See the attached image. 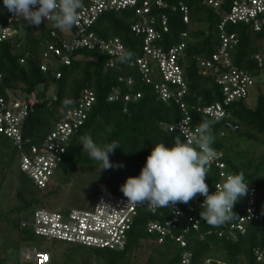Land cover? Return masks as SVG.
Masks as SVG:
<instances>
[{
	"label": "trees",
	"instance_id": "obj_1",
	"mask_svg": "<svg viewBox=\"0 0 264 264\" xmlns=\"http://www.w3.org/2000/svg\"><path fill=\"white\" fill-rule=\"evenodd\" d=\"M167 1L171 4L184 1L190 7V25L182 22L179 12L166 10L171 29L165 34L164 44L168 47L178 42L180 32L189 29L183 69L188 82V92L184 99L191 105L192 124L197 126L202 118L215 121L213 126L215 142L212 147L215 151H223V160L229 171L244 173L246 182H251L256 187L257 200L264 202V149L262 152L257 151L258 146L264 145V91L262 90L264 83L258 85L259 93L254 105H249L247 97L240 98L227 105L229 115L219 119L212 118L192 106H205L223 99L221 87L209 74L202 73L197 56H210L219 46V23L222 12L229 8L232 0H224L220 10L207 7L203 0ZM85 2L87 0H83V3ZM137 18L133 9H112L102 12L92 26L100 37L104 39L119 37L124 42L125 53L132 55L126 62H120V68L108 66L107 54L96 47L76 50L72 54L70 64L58 67V71L61 72L60 78L56 77L54 71L41 70L43 51L48 42L54 39L51 29L56 28L51 23L42 22L39 31H36L34 26L28 25L18 37L0 42V94L5 95L8 89L22 92L36 91L43 98L30 112L24 127V137L29 138L33 143L44 142L63 112L77 103L85 88L95 91L96 100L88 118L78 133L73 135L67 145L64 160L59 166L66 178L78 170L86 172L89 168L101 169L97 161L83 152V146L80 144L83 135H91L101 146L112 141L118 142L119 147L109 154L113 167L104 169L102 175L84 188L93 191V195L89 198L95 195L97 197L100 192L123 195L121 185L128 177L140 175L152 148L161 142L166 147H172L174 138L180 135L179 131L168 130V125L178 122L183 117L180 106L173 100H160L154 85L143 79L137 66L131 65L132 60L143 54L144 37L132 31V24ZM226 29L229 32H236L240 37L239 45L232 51L234 63L249 70L256 77L264 73V66L257 67V61L253 57L258 51L264 54V27L262 30L254 31L247 24L230 23ZM56 30L59 34L62 33L61 30ZM120 75L131 76L133 84L120 82ZM118 85L122 86L125 93L130 92L134 95L140 92L141 96L131 102L124 100V94L115 100H108L113 88ZM52 89L57 94L55 100L46 98ZM65 100H71L72 103L65 104ZM3 137L13 142V139L0 133V139ZM180 138L184 140L182 135ZM243 141L245 147L240 146ZM246 142L249 145H246ZM217 181H219V173L213 164L205 181L209 191ZM52 185L45 190L53 189ZM246 199L247 195L235 204L233 211L237 216L234 218L239 217L243 212L242 205ZM33 202L37 203V200L31 201ZM170 214L168 207L154 215L148 209L147 202L139 205L138 215L126 246L123 249L92 247L91 254L102 259L104 264H134L133 252L142 246V240H151L153 245L143 264H181V255L185 248L179 242L170 239L159 242L158 233L148 232L146 228L147 221L151 219L164 221L170 217ZM201 221L202 238H198L195 232L189 233L187 238L188 248L193 254L192 264H207L208 260L212 264H264V261L257 259L254 251L256 247L264 246V217L250 221L246 232L237 233L236 237L227 231L219 235L222 228L226 229V223L210 226L204 220Z\"/></svg>",
	"mask_w": 264,
	"mask_h": 264
},
{
	"label": "built area",
	"instance_id": "obj_2",
	"mask_svg": "<svg viewBox=\"0 0 264 264\" xmlns=\"http://www.w3.org/2000/svg\"><path fill=\"white\" fill-rule=\"evenodd\" d=\"M203 3L207 7L220 10L224 0H203ZM83 5L79 10L78 22L70 30L59 34L56 29H51L54 39L48 42L43 51L41 70L54 71L56 77L60 78L61 72L58 71V67L70 64L72 54L76 50L96 47L107 54L108 66L120 68V58L126 52L124 42L119 37L104 39L95 33L92 26L104 11L133 9L138 18L132 24V31L143 35L144 40L143 54L132 60L131 65L137 66L143 79L154 85L160 100H173L180 106L183 117L178 122L168 125V130L180 132L181 122L186 130H194L196 126L192 124L191 105L184 99L188 92V82L183 68L189 29L180 32L178 42L168 47L164 44L165 34L171 29L166 10L179 12L182 22L190 25V7L184 1L171 4L167 0H87ZM228 7L222 12L219 23V46L210 56H197L202 73L209 74L221 87L223 99L205 106H192L215 119L229 115L227 105L248 97L250 89L256 84L254 74L234 63L232 51L239 45L240 37L236 32H229L226 26L230 23H244L251 26L254 31L262 30L264 27V0H232ZM22 21L23 18L9 12L3 0H0V42L21 35ZM44 22L47 23V20ZM253 57L257 61V67L263 68V52L258 51ZM21 61L23 62L24 59ZM119 81L128 85L133 84V78L129 75H120ZM53 89L48 92L47 99H57ZM122 94L126 102L141 96L140 92L134 95L130 92L125 93L122 86L118 85L113 88L108 100H115ZM42 100L43 98L36 91L22 92L8 89L5 95L0 94V133L13 139L19 153V168L38 189L51 186L60 162L64 160L67 145L88 118L96 100V93L91 88H85L77 103L63 112L44 142L36 144L25 138L23 132L27 117ZM173 126H176L175 130H171ZM215 152L216 157L210 166L215 164L217 167L219 181L210 189L209 194L217 191L216 185L222 184L226 175L234 173L227 169V164L223 160V151ZM247 184L248 192L246 202L242 205L243 212L239 217L226 222V229L222 228L219 235L226 231L233 237H236L237 233L244 234L250 221L264 217V202L257 200L255 185L251 182ZM204 199V196L197 194L187 204L177 203L172 208L168 207L171 214L167 220L147 221L148 232L158 233L159 242L170 239L179 242L185 248L182 251L181 264H192L193 254L188 248V234L195 232L198 238L203 236L199 213L202 211L201 205ZM127 204L124 195L100 192L88 207H73L66 211L39 207L32 213L31 220L23 218L19 224L20 228L30 226L35 234L50 239L96 248L123 249L128 242L139 210V205ZM161 209L163 208L151 212L155 215ZM254 251L257 259L264 261V246L256 247ZM20 255L21 264H25L26 261H32L33 264H48L52 258L50 252L39 250L35 246L22 247ZM207 264L212 263L208 260Z\"/></svg>",
	"mask_w": 264,
	"mask_h": 264
},
{
	"label": "clouds",
	"instance_id": "obj_3",
	"mask_svg": "<svg viewBox=\"0 0 264 264\" xmlns=\"http://www.w3.org/2000/svg\"><path fill=\"white\" fill-rule=\"evenodd\" d=\"M3 4L9 12L30 25L38 27L47 20L61 31L76 25L79 10L84 6L83 0H3ZM131 55L123 54L120 62H126ZM71 103V100H65V104ZM214 123V120L202 118L194 130H186L181 122L180 135L174 138L172 147H166L163 142L157 143L146 158L140 175L128 177L121 185L127 205H144L147 202L148 209L155 211L157 208H172L177 203L187 204L200 194L205 199L199 215L208 225L220 226L237 216L234 206L248 192L244 173L226 175L223 183L216 185L217 191L213 194H209V186L205 182L210 163L216 157L212 147L215 142ZM80 144L83 152L101 165V170L113 167L109 154L119 147L118 142L101 146L86 134L81 136Z\"/></svg>",
	"mask_w": 264,
	"mask_h": 264
},
{
	"label": "rangeland",
	"instance_id": "obj_4",
	"mask_svg": "<svg viewBox=\"0 0 264 264\" xmlns=\"http://www.w3.org/2000/svg\"><path fill=\"white\" fill-rule=\"evenodd\" d=\"M28 25L30 24L23 19L20 24L22 31L26 30ZM34 27L39 31L41 24ZM261 83H264V73L256 77V84L250 89L247 97L249 105L256 103L258 85ZM262 90L264 91V84ZM247 144L249 145L248 142ZM240 146L245 147L244 141ZM263 149L264 145L257 147L259 152ZM18 162L19 153L13 142L4 137L0 139V264H21V248L27 246L50 252L52 261L48 264H104L102 259L91 254L92 247L50 239L35 234L30 226L21 230L19 225L23 218L31 220L32 213L39 207L54 211L88 207L96 195L89 198L93 191L84 188L104 171L100 168H89L86 172L78 170L66 178L64 172L59 169L53 177V189L47 191L48 189H38L26 174L21 173ZM34 200H37V203H31ZM152 245L153 241L142 240V246L133 252L134 264H143L146 261ZM25 264L33 262L26 261Z\"/></svg>",
	"mask_w": 264,
	"mask_h": 264
},
{
	"label": "water",
	"instance_id": "obj_5",
	"mask_svg": "<svg viewBox=\"0 0 264 264\" xmlns=\"http://www.w3.org/2000/svg\"><path fill=\"white\" fill-rule=\"evenodd\" d=\"M235 129V128H234Z\"/></svg>",
	"mask_w": 264,
	"mask_h": 264
}]
</instances>
